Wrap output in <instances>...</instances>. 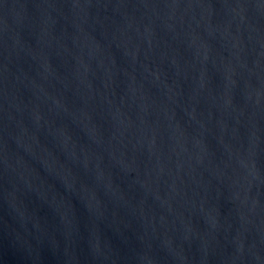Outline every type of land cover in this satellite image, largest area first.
<instances>
[{
	"label": "water",
	"instance_id": "1",
	"mask_svg": "<svg viewBox=\"0 0 264 264\" xmlns=\"http://www.w3.org/2000/svg\"><path fill=\"white\" fill-rule=\"evenodd\" d=\"M0 264H264V0H0Z\"/></svg>",
	"mask_w": 264,
	"mask_h": 264
}]
</instances>
